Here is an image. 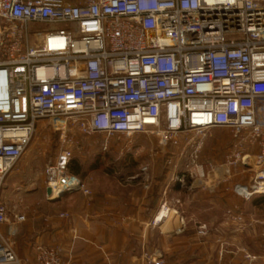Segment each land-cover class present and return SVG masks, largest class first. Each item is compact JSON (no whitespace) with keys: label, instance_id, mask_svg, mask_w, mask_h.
Here are the masks:
<instances>
[{"label":"built area","instance_id":"2783aa9c","mask_svg":"<svg viewBox=\"0 0 264 264\" xmlns=\"http://www.w3.org/2000/svg\"><path fill=\"white\" fill-rule=\"evenodd\" d=\"M44 119L60 132L42 173L47 199L88 193L69 174L79 136L100 135L106 148L147 134L162 147L199 138L178 182L224 185L246 202L264 196V0H0V264H19L1 232L5 179ZM213 129L230 130L233 144L222 164L198 165ZM35 252L38 264H67L60 248Z\"/></svg>","mask_w":264,"mask_h":264},{"label":"crops","instance_id":"0c3cea01","mask_svg":"<svg viewBox=\"0 0 264 264\" xmlns=\"http://www.w3.org/2000/svg\"><path fill=\"white\" fill-rule=\"evenodd\" d=\"M165 186L166 180L159 201L134 187L101 188L85 199L81 192L67 193L50 202L61 208H55L48 234L35 235L36 243L60 246L67 264H140L141 245L151 257H160L162 264H264V231L259 221L254 218L245 225L227 218L238 208L258 205L259 196L245 202L223 185L214 191L195 189L187 201L182 190ZM77 196L83 199L80 204ZM62 213L68 217L60 218ZM201 223L207 226L202 239L197 234ZM251 254L257 262L246 258Z\"/></svg>","mask_w":264,"mask_h":264},{"label":"rangeland","instance_id":"374dc122","mask_svg":"<svg viewBox=\"0 0 264 264\" xmlns=\"http://www.w3.org/2000/svg\"><path fill=\"white\" fill-rule=\"evenodd\" d=\"M57 127L58 125L51 119L40 120L37 123L25 154L6 177L3 186V197L9 208L8 223L5 226L6 230L3 232V236L15 252L19 264H38L35 259L37 246L60 248L63 253L60 246L53 243H36L37 239L35 238V235L42 231L46 235L48 234V229L52 225L51 218L55 216V208H61L58 205L54 208L46 198L42 174L44 167L54 158L56 153L60 137ZM104 141L100 135L78 137L79 149H75L73 158L78 163V167H82L81 174L84 175L82 183L88 191L87 194L78 191L81 192L82 198L90 197L92 192L95 193L94 191L101 188L117 189L120 187L126 190V188L134 187L147 194H152L153 198L156 197V200L159 201L158 194L160 188L164 186L165 180V187L182 190L187 201L188 197L194 195L195 189L204 191L201 183L197 182L193 185L188 178L184 183H180L176 179L184 175L186 171L193 169L192 165L189 164L190 155L199 141L198 137L192 134L187 135L181 140L179 147L160 146L156 134L138 135L131 139L125 137L112 138L108 141L106 148ZM187 141H191L189 146L185 144ZM203 142L204 144L198 153L197 164L205 167L210 164L216 166L224 162L233 144V136L230 130L213 129L206 135ZM168 160L172 161L171 165L167 164ZM144 166L148 168L145 175L140 172L141 167ZM106 171L111 172V174H107ZM238 171H235L234 174ZM121 175L123 180L119 179ZM246 177H249V174ZM127 178L134 179L126 181ZM144 179L148 181L146 183L148 188L146 189ZM129 182L134 185H130ZM117 191L121 190L117 189ZM82 198L77 196L76 203L80 204ZM263 210L264 202H258L256 206L236 209L235 212L229 213L227 218L232 214L240 215L245 225L254 222L252 219L255 218L259 221L257 223L259 226L261 225V230L264 231V226L261 224ZM18 215L23 216L24 221L16 222L15 216ZM58 216L65 219L68 214L62 213ZM180 221H183V218ZM156 224L153 222V226ZM199 226H205L207 229L205 224H198L197 228ZM206 236L199 237L202 239ZM143 248L141 245L137 257L140 264H146L144 256L149 255ZM154 251L158 252V250ZM251 255L255 257L254 254ZM254 261H258L256 257Z\"/></svg>","mask_w":264,"mask_h":264},{"label":"trees","instance_id":"16d2710c","mask_svg":"<svg viewBox=\"0 0 264 264\" xmlns=\"http://www.w3.org/2000/svg\"><path fill=\"white\" fill-rule=\"evenodd\" d=\"M94 168H97V167H94ZM81 169H82V167H78V163L74 160V158H72L70 166H69V174L71 176L79 179L82 182V179H84V175L81 174ZM106 173L107 174H111V172H107V171H106ZM122 178H123V176L121 175L119 177V179L123 180L124 178L123 179ZM255 199H256V201H255L256 203L264 202V196H259V197L255 198Z\"/></svg>","mask_w":264,"mask_h":264},{"label":"water","instance_id":"95a60500","mask_svg":"<svg viewBox=\"0 0 264 264\" xmlns=\"http://www.w3.org/2000/svg\"><path fill=\"white\" fill-rule=\"evenodd\" d=\"M74 191H76V190H74ZM46 194H47L48 197H50L51 196V190L50 189H47L46 190ZM61 197H59L57 199H54V200L49 198L48 200H49V202H55V201H59Z\"/></svg>","mask_w":264,"mask_h":264},{"label":"bare ground","instance_id":"6f19581e","mask_svg":"<svg viewBox=\"0 0 264 264\" xmlns=\"http://www.w3.org/2000/svg\"><path fill=\"white\" fill-rule=\"evenodd\" d=\"M68 192H65V193H62V195H61V193L60 194H58V193H55L53 196H52V198L51 199H57V198H59V197H63L65 194H67Z\"/></svg>","mask_w":264,"mask_h":264}]
</instances>
